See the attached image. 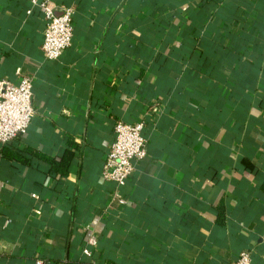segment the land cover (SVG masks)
I'll return each instance as SVG.
<instances>
[{"label":"crops","instance_id":"crops-1","mask_svg":"<svg viewBox=\"0 0 264 264\" xmlns=\"http://www.w3.org/2000/svg\"><path fill=\"white\" fill-rule=\"evenodd\" d=\"M48 1L75 10L57 61L41 8L0 0V81L36 110L0 145V264H264V0ZM118 121L148 140L123 187Z\"/></svg>","mask_w":264,"mask_h":264},{"label":"built area","instance_id":"built-area-1","mask_svg":"<svg viewBox=\"0 0 264 264\" xmlns=\"http://www.w3.org/2000/svg\"><path fill=\"white\" fill-rule=\"evenodd\" d=\"M33 6L41 8L47 22L42 50L49 61H57L73 44L75 10L57 6L45 0H32ZM31 14V11H29ZM33 105V78L22 76L18 82L0 81V145L14 142L28 132L35 117ZM114 141L103 169V179L123 187L135 174L137 165L148 156V140L144 136V124L118 121L114 128ZM122 205L125 198L115 195ZM94 235L87 245L96 247ZM90 254L89 249L84 250ZM232 264H256L250 252H242Z\"/></svg>","mask_w":264,"mask_h":264}]
</instances>
